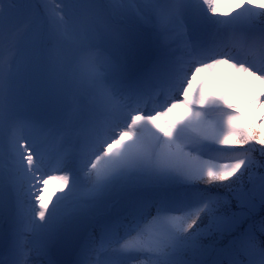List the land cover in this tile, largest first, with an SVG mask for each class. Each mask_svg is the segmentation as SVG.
Wrapping results in <instances>:
<instances>
[{
  "label": "snow or ice",
  "instance_id": "obj_1",
  "mask_svg": "<svg viewBox=\"0 0 264 264\" xmlns=\"http://www.w3.org/2000/svg\"><path fill=\"white\" fill-rule=\"evenodd\" d=\"M0 264H264V0H0Z\"/></svg>",
  "mask_w": 264,
  "mask_h": 264
},
{
  "label": "rangeland",
  "instance_id": "obj_2",
  "mask_svg": "<svg viewBox=\"0 0 264 264\" xmlns=\"http://www.w3.org/2000/svg\"><path fill=\"white\" fill-rule=\"evenodd\" d=\"M223 7L231 8V3L224 4ZM231 87L232 99L237 100L242 106H246L248 99L254 94L258 85H254L250 78L235 73L227 66L218 69L216 75L205 85V92L208 94H218L223 87ZM183 113V109L178 110ZM59 183L54 181L48 185L46 198L50 197L53 202L61 194ZM51 207V205H49Z\"/></svg>",
  "mask_w": 264,
  "mask_h": 264
}]
</instances>
